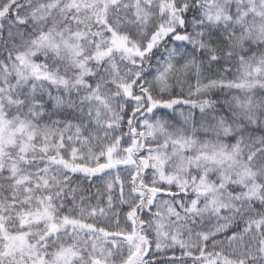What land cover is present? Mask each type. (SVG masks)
I'll return each instance as SVG.
<instances>
[{
	"label": "snow or ice",
	"instance_id": "obj_1",
	"mask_svg": "<svg viewBox=\"0 0 264 264\" xmlns=\"http://www.w3.org/2000/svg\"><path fill=\"white\" fill-rule=\"evenodd\" d=\"M0 264H264V0H0Z\"/></svg>",
	"mask_w": 264,
	"mask_h": 264
}]
</instances>
